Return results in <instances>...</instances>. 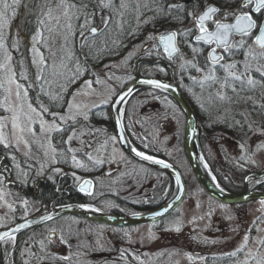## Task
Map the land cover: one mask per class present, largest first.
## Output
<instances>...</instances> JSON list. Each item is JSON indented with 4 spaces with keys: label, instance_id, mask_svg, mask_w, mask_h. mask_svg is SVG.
<instances>
[{
    "label": "rangeland",
    "instance_id": "rangeland-1",
    "mask_svg": "<svg viewBox=\"0 0 264 264\" xmlns=\"http://www.w3.org/2000/svg\"><path fill=\"white\" fill-rule=\"evenodd\" d=\"M28 1L20 0L15 6V16L9 13V23L3 29V43L12 56L10 63L16 74L15 79L21 85V98L17 99L15 84L5 82L4 87L0 88V125L3 126L0 131L9 144L5 147L4 143H0L6 150L2 160L5 166L0 165V229L38 214L28 198L33 184L44 180L53 182L70 178L77 187L85 178L93 177L96 184L92 199L107 210L115 203L119 206L117 201L120 206L157 205L154 202L158 203L160 199L155 198L154 194L165 176L126 157L105 126V119H109V107L114 97L133 80L135 63L143 57L149 60L154 58L156 37L169 30L158 34L147 32L118 59L87 72L83 66L75 64L68 51L69 44L75 38V30L79 32L76 34L78 40L82 41L90 36L92 28L100 31L107 22V16L110 14L108 17H111L113 13L117 20L129 14L134 20V28L141 30L152 19L149 10H145L144 14L149 0H123L124 7H121L122 0H77L78 11L71 8V18L64 15L62 0H41L40 6L35 9L37 19L33 35L27 42L29 66L33 70L31 76L22 57L20 37V26L26 20L25 13L33 12H26ZM84 8L87 11L85 14L80 12ZM103 10L106 17L100 13ZM74 12L82 17L80 24ZM199 12H186L191 19L190 24L177 27L182 37L193 27V18ZM226 13L232 12L226 9ZM38 31L41 35L37 38L38 42H34L33 37ZM33 47L44 57L43 64L33 52ZM249 47L259 52L250 44L240 50L233 47L231 52L228 51L230 59L214 67L211 79L206 77L213 66H202L204 56L197 46L185 43L174 63L176 80L200 120L203 140H198V145L204 165H207L206 170L216 182L221 177L225 183L242 185V190L248 175L264 171V121H260L264 117V75L256 68L257 63L264 65V59L252 61L248 75L256 83L251 86L246 80L241 83L228 76L221 65L235 63V71L243 72L245 52ZM234 54L235 58L232 59ZM3 59L4 49H0V61ZM142 68L145 76L164 75L160 69ZM197 68L201 71H197ZM21 73L25 78H21ZM38 75L43 77L39 82ZM2 77L3 73H0ZM87 81H91V86L86 84ZM234 85L241 92L240 102L237 107L234 104L235 108L227 106L232 97L228 93L235 88ZM25 91L28 93L26 100L23 98ZM58 101H66L62 112H51V106ZM246 103L250 104L252 112L247 111ZM29 105L41 115L30 112ZM101 107L104 112L98 114L99 119L91 121L90 111ZM6 108L11 111H6ZM43 108H47V112ZM13 112L20 114L22 125L27 124L26 117L31 116L32 133L25 131L21 134L13 130ZM53 113L56 115L53 116ZM85 115L87 120L84 119ZM61 117L64 119L61 120ZM41 118L45 121L43 131ZM52 123L59 129L71 127L65 139L64 151H58L52 142V135L57 131L50 128ZM122 123L136 146H141L142 150L150 152L145 151L148 154L179 170L186 184L181 205L169 218L155 225L110 229L109 226L93 225L77 217L58 218L47 224L44 230L24 237L17 248V264H204L208 258H229L230 264H245V261L256 264L257 259H264V246L260 244L264 240V204L262 201H252L241 205H224L203 192L183 154L184 116L168 97L151 93L135 95L123 108ZM19 135L24 136L27 146L17 141ZM69 136L73 137L70 141ZM73 157L83 166H78ZM246 182L250 184L251 180ZM173 191L174 186L171 193ZM49 233L54 234L52 241L48 239ZM246 236L248 241L245 246ZM13 248L11 240L1 244L0 258L3 264H14L9 259L10 255L15 254ZM134 250L140 251L139 254ZM234 252L236 255H232ZM98 253H105L109 260L96 259Z\"/></svg>",
    "mask_w": 264,
    "mask_h": 264
},
{
    "label": "trees",
    "instance_id": "trees-1",
    "mask_svg": "<svg viewBox=\"0 0 264 264\" xmlns=\"http://www.w3.org/2000/svg\"><path fill=\"white\" fill-rule=\"evenodd\" d=\"M40 1L41 0H29L28 1L26 12L27 11H30V12L33 11V12L31 14H29V12L25 13L26 20L23 21L20 26V30H21L20 37L22 38V57L24 58V63H25L27 72L30 73L31 76L33 75V70L29 66L30 59H29L27 42L30 39L31 35H33V30L36 26L35 24H36L37 18L35 15V9L37 8V6H40ZM63 1L66 2L65 4L75 5V7L73 8V11H78V9L76 8L78 6L77 0H68V1L63 0ZM206 1H210V0H206ZM188 2H189L188 0H149L148 5L144 9V14H146L145 10H147V12L149 10V14L151 15L152 19L150 20V24L149 25L148 23L144 24V28L141 30L134 28V20H132L129 14L128 15L125 14L124 16L121 17V19L117 20L115 16L113 15L114 13L112 14L111 17H108L110 14L107 16V22L104 24L102 29L97 32L95 36L90 35L89 37L83 39L82 41H79L76 36V34H78L79 32L75 30V38L72 40L71 44H69L68 46V51L71 56V59L75 62L76 65H81L83 66V68L87 69V72L88 70L99 68L101 65H103L104 63L108 61L116 60L122 55V53H124L125 50L126 51L129 50L130 45L138 42L141 39V37H143L147 32H153V33L158 34L166 29L172 30L179 26L185 25L186 20H187L186 12L189 11L191 8L193 9L199 8L197 3L196 5L191 7V5H188ZM85 10L86 9L84 8V11H80V12H83L85 14L87 12ZM100 13L104 17H106L107 15L105 10L101 11ZM74 15L79 17L78 22L80 24L82 17L78 15L77 12H74ZM118 23L120 27H118ZM76 24L77 22L75 23V25ZM140 31H143V32L140 33ZM150 68L152 70L158 69V68H155L154 66ZM141 93L142 94L151 93L157 96H166L162 94L161 92L154 91V90H144L140 92L139 94ZM62 102L58 101L55 103V105H52L50 109L51 112H62L66 104V101L65 102L62 101ZM101 112H104L102 107L91 110L89 113L90 120L93 121V120H96L97 118L99 119L100 115L98 114ZM260 121H264V117H261ZM105 126H107L108 130L114 136V130L109 122L108 117L107 119H105ZM124 128L126 132L128 131L127 132L128 134L129 130L125 126ZM263 128H264V125H263ZM200 129L201 127L199 126V141L203 140V138H201L200 136V133H201ZM70 130H71V127L65 126L61 128L59 131H55L53 133L52 142L58 151L65 150V139L67 138ZM129 137L131 140H133L131 136ZM138 147L143 149L139 145ZM5 152L6 150L0 145V165L1 166L3 164L5 166V163L4 162L2 163V160L4 161ZM151 171L153 172L154 170H151ZM154 172L158 174H163L157 171H154ZM164 176H165V179L163 183L160 185L158 189H156L155 194H154L155 198L158 197L160 199L158 203L154 202V204H157V205L164 204L172 195L171 192L173 190V183L169 177H167L166 175ZM262 182L259 183L256 189H264L263 188L264 183ZM217 183L223 190L230 192V193L241 192L243 188L242 185L238 186V185H232V184L225 183L221 177H218ZM20 194H22V192ZM30 194L31 196H29L28 199L36 207V213L45 211L50 206L92 205L94 208L100 211H103L106 213L114 211L118 213L117 215L125 216L129 214L145 212V211L151 210L154 207H157L156 205L135 207V206H132L131 204H127V206L125 205L120 206V202L117 201L119 203V206L117 203H115L116 207L114 206L107 210L106 208L99 206L97 200H93L92 198L80 197L75 192L74 184L72 181H70V178H66L63 180L59 179L53 182L46 181V180H44V182L38 181L35 184H33ZM152 200L153 199L151 198L150 201ZM105 201H106V198H105ZM116 209H119V210H116ZM42 230H44V226L39 227L34 230L27 231L11 240L13 242V247H14L13 252L15 253L14 256H11V255L9 256L10 257L9 259L12 263L17 264V260H16L17 259V256H16L17 248L24 241V237L27 235H30L31 233L35 231H42ZM0 264H3L2 258H0ZM204 264H230V263H229V258H208L205 260Z\"/></svg>",
    "mask_w": 264,
    "mask_h": 264
},
{
    "label": "water",
    "instance_id": "water-1",
    "mask_svg": "<svg viewBox=\"0 0 264 264\" xmlns=\"http://www.w3.org/2000/svg\"><path fill=\"white\" fill-rule=\"evenodd\" d=\"M209 7H213V6H209ZM206 9H204L203 12ZM203 12L200 15H202ZM262 25H264V22L262 23ZM173 32L174 31H168L161 35H167ZM96 34L97 32L93 34L92 31H90L91 36H95ZM199 34L200 33L198 31L197 35ZM161 35L157 36V45L160 48L161 53L164 55L165 59L167 61H170L179 53L176 38L173 42L176 48V51L173 53L171 57H169L165 53L163 45L160 44V41L158 39V37H160ZM237 36H240V35H237ZM195 38L194 40L196 41ZM231 38L232 36L230 37V39ZM199 42L204 43L203 41H199ZM206 45H210V44H206ZM254 45L256 46L257 49H259V45H256V44ZM215 46L216 48H218L217 45ZM210 52L211 50L209 51V53ZM209 53H208V60L210 61ZM142 62L143 61H140L137 64L142 63ZM155 62H159L161 64H164L170 67L168 64H166L161 59L157 61H153V62H148V63H155ZM134 75H135V78L131 82H129L112 100L110 107H109V122L114 130V135L118 143V146L126 157H128L130 160L134 161L135 163L139 165H142L154 171H158L160 173H164L171 178L173 182V186H174V191L171 197L164 204H162L161 206L155 209L137 213V214L126 215V216L105 214L97 210L93 211L92 210L93 208L86 206V205L85 206L84 205H62L58 207H52L46 211L40 212L36 215L30 216L24 220H21L7 228L0 229V233H3L4 231H10L11 229L16 228L20 225H26L25 227L21 228L20 231L13 233V237L16 238L17 236L27 231L41 227L42 225L52 220H55L60 217H65V216H75V217L82 218L94 224L105 225L109 227H118V228L136 227V226H141V225H146V224H154V223H157L169 217L181 205L185 197L186 184H185L184 178L182 177L181 173L176 167L165 162L164 160L160 158H157L151 154H148L147 152H145L144 150L136 146V144L128 136L123 126V123H122V111H123L124 106L131 99V97L135 95L137 92L141 90H147V89L157 90V91H160L166 94L181 109L182 114L185 119L184 136H183V154L186 159L188 168L190 172L192 173L195 181L197 182V185L203 190V192L208 197L217 201L218 203H221L224 205H230V206L245 204V203H249L252 201H264V191H258L256 189L259 183L262 182L264 179V171L261 173L248 175L245 180L247 181L250 179L251 183L248 184L245 181L244 189L238 193L227 192L223 190L220 186L217 187L218 183L215 180L214 182H212L209 179L210 176L208 175V171L206 170V167L202 160V156L200 154L199 145H198V128H199L198 118L193 108L191 107L190 103L188 102V100L186 99L182 91L180 90L176 82V78L174 74L172 75L171 80H164V79H158V78H146V77L139 76L138 68H136ZM142 80H154L157 82L168 84L169 87L166 89L165 88H155L151 84L141 83L140 81ZM129 88L132 89L131 94L125 96L123 101L121 102L119 97L123 95L125 92H127ZM117 121H120L119 125H117ZM136 152H140L142 155H145V156H150L152 157V160L141 159L140 156L136 155ZM156 160L164 161V163L167 164L168 167H163L160 164L154 163V161ZM177 177L180 178L179 185H177L176 183ZM85 180L91 181V185L87 187L86 191L82 192L80 191V187ZM221 189L223 191H221ZM76 190L77 192L83 195L90 196L94 190V183L89 178H86L81 181V183L76 187ZM48 217H51V218L49 219ZM48 239L49 241H52L54 239V234L49 233ZM7 240L9 239L5 238L4 240H0V245ZM50 264H58V263H50Z\"/></svg>",
    "mask_w": 264,
    "mask_h": 264
},
{
    "label": "snow or ice",
    "instance_id": "snow-or-ice-1",
    "mask_svg": "<svg viewBox=\"0 0 264 264\" xmlns=\"http://www.w3.org/2000/svg\"><path fill=\"white\" fill-rule=\"evenodd\" d=\"M20 3V0H0V49H4V59L3 61H0V73H3V77L0 78V88L4 87V83L6 82L7 84H15V87L17 89L16 96L17 99L19 100L20 97V92L19 89L21 88V85L17 82L15 79V73L13 72L12 64L10 63L12 60V56L8 53L7 49H5L4 46V35H3V29L5 26L9 23V13L11 16H15V6ZM61 6L64 8V15L69 16V10L71 8H74L75 5L71 4H65L63 3ZM123 0L121 2V7H124ZM241 8H249V12H243L241 11L239 14H233L234 15V23H222L218 20H213V16L215 13L218 12V9L215 7H209L207 8L202 15L196 18V26L199 30V35L196 36V41H203L205 44H215L217 47H222L224 50L231 52L233 47L237 48H243L244 47V41L243 37L248 36L251 31L257 27V24L255 20L253 19V13H264V0H245V3L241 5ZM48 15H51V9H49ZM57 22L59 21V18L57 17ZM213 20V23L215 25V30L214 31H209L208 28L205 25L206 21ZM41 23H44L43 20L40 21ZM83 27V26H82ZM259 34L255 37L254 44L259 45V52L254 51L251 47L248 48V50L245 52V65H244V71L243 72H237L235 71L237 65L235 63L228 64V65H221L222 68L225 69V71L228 73V76L232 77L234 80L241 81L243 83L245 80L247 81L248 85H254L256 81H254L248 73L251 71L252 68V61H259L261 59H264V25H259ZM69 30H71V24L68 25ZM51 31V29H49ZM92 33L95 34L97 29L92 28L91 29ZM83 34V33H82ZM40 32L38 31L36 33V36L33 37L34 42H38L37 38L40 37ZM176 33H170L167 35H161L158 37L160 44L163 45L165 53L171 57L173 53L176 51V48L174 46V40L176 38ZM234 35H240L241 40L237 42V44L234 46L232 44V41L230 39L231 36ZM45 42H47V38H45ZM33 52L39 56L41 64L44 62V57L40 55V53L37 51L35 47H33ZM209 59L213 63V69L209 70V76L206 77V79H211L212 77V71L214 70L215 64L219 63L223 57L219 56L216 54V48H213L211 52L209 53ZM34 63L36 62L35 60L33 61ZM256 68L258 71H260L261 75H264V65H261L259 63L256 64ZM197 71H201V69L197 68ZM21 78H25L23 76V73H21ZM43 77L41 75L37 76V81L39 82ZM225 80H227V77H225ZM141 83L144 84H151L155 88H168L169 85L161 82H157L154 80H142L140 81ZM86 84L91 86V81H87ZM7 91L10 92V89H7ZM233 91H236L235 88H233ZM132 92V89L129 88L127 92H125L123 95L119 97L120 101L122 102L124 97L127 95H130ZM28 97L27 91L23 93V98L26 100ZM7 100V98H6ZM29 110L32 113H36L37 116H40L41 113L37 111L36 108L32 107V105H29ZM69 107H72V104L70 102ZM6 111H11L10 108H6ZM44 112H47V108H43ZM53 116L56 114L53 113ZM27 124L22 125L20 122V114L17 112H13V115L11 116V123H12V128L14 131H18L19 133H24L25 131L28 133H32L33 130L31 128V122L32 118L31 116H27ZM64 118L61 117V120ZM84 119L87 120L88 117L87 115L84 116ZM40 124H41V131L44 130V125L45 121L43 118L40 119ZM120 124V121H117V125ZM3 126L0 125V128ZM51 129H55L59 131L60 129L57 127L55 123H52L50 125ZM34 135V133H33ZM73 137L69 136L68 140L70 141ZM17 141L18 142H24L25 145L27 146V141L25 140L23 135L17 136ZM0 143H4L5 147H8L9 144L5 142L4 134L2 131H0ZM71 151V149H69ZM135 151V150H133ZM137 156H140L141 159L144 160H152V157L150 156H145L142 155L140 152H136ZM89 160L92 159V156L89 154L88 155ZM74 162L78 166H83L80 164V161L76 160L75 157H73ZM154 163L160 164L163 167H168L167 164L164 163L162 160H156ZM207 167V165H205ZM56 171H59V169H56ZM79 179V178H77ZM176 183L177 185L180 184V178H176ZM91 185V181L85 180L83 184L80 187V191H86L87 187ZM219 187V185H217ZM221 191H223L221 189ZM264 204V201L261 202ZM223 207V205H222ZM93 211H96V209H92ZM49 219L51 217H48ZM26 225H20L16 228L11 229L10 231H4L3 233H0V240H4L5 238L12 240L14 239L13 233L18 232L21 230V228L25 227ZM179 231V229H177ZM248 237H245V246L247 244ZM260 244L264 246V240L260 241ZM242 249H238L237 251H240ZM232 255H236V253H232ZM245 264H247V261H245ZM256 264H264V259H257Z\"/></svg>",
    "mask_w": 264,
    "mask_h": 264
},
{
    "label": "flooded vegetation",
    "instance_id": "flooded-vegetation-1",
    "mask_svg": "<svg viewBox=\"0 0 264 264\" xmlns=\"http://www.w3.org/2000/svg\"><path fill=\"white\" fill-rule=\"evenodd\" d=\"M189 2H188V5H191V7L192 6H194V5H196V3L198 4V9H193V8H191L189 11H192V13H195V12H198V11H200L194 18H193V27H191V29L190 30H188V32H187V34H186V36L184 37H182V35L180 34V32L177 30V28H175V29H172V30H170V31H174L177 35H176V42H177V46H178V49H179V53L172 59V60H170V61H167L166 59H165V57H164V55L161 53V50H160V48L158 47V45H157V37H156V39H155V44H154V47H153V53H154V58H151L150 60L149 59H144V57L143 58H140L136 63H135V67H134V70H133V75H134V72H135V69L136 68H138V75L139 76H142V77H146V78H158V79H164V80H171V77H172V75L174 74L175 75V78L177 77L176 76V70H175V68H174V63H175V61H176V59H177V57H178V55H180V53H181V51H182V49H183V46L185 45V43H188V44H190V45H192V46H197L198 48H200L201 49V55H203L204 56V64L202 65V66H213V63H211L209 60H208V53H209V51L210 50H212L213 48H216V46H215V44H210V45H206V44H204V43H201V42H197V41H195L194 40V38H195V36L198 34V28H197V26H196V21H195V19L203 12V10L204 9H206L207 7H209V6H213V7H215V8H217L218 9V12L217 13H215L214 14V16H213V20H218V21H220V22H222V23H234V13L235 14H239L241 11H243V12H249L250 11V9L249 8H241V5L243 4V3H245V0H210V1H206V0H202V1H200V0H188ZM226 9H228V11H230V12H232L231 14H227L226 13ZM253 15V19L255 20V22H256V24H257V27L256 28H254L252 31H251V33L248 35V36H245V37H243V41H244V46L245 45H251L255 50H257V51H259L260 49H257L256 48V46L254 45V39H255V37L257 36V34L259 33V25H262V23L264 22V13H253L252 14ZM192 16V15H191ZM190 18L189 17H187V20H186V24L185 25H187V24H190ZM213 20H209L208 22H206L205 23V25H206V27L208 28V30L209 31H213L214 29H215V25H214V23H213ZM196 30V31H195ZM168 32V31H167ZM164 34V33H163ZM186 38V39H185ZM184 39H185V41H184ZM242 38H241V36H237V35H234V36H232V38H231V41H232V44L233 45H235L236 44V42H239L240 40H241ZM185 42V43H184ZM240 49H242V48H239V50ZM157 51H158V53H157ZM240 52V51H239ZM242 52V51H241ZM216 54H218V55H220L221 57H223V59L219 62V63H217V64H215V66H218V65H220V64H223V63H225V62H227L229 59H230V56H228L229 54H228V51H226V50H224L222 47H218V48H216ZM232 59L233 58H235V54L231 57ZM163 60L166 64H168L170 67H171V69H170V67H168L167 65H164V64H161V63H159V62H155V63H148V62H153V61H157V60ZM140 61H143L142 63H139V64H137L138 62H140ZM152 66H154L155 68H158V69H160V70H163L164 71V75L163 76H145V75H143L142 74V67H147V68H150V67H152ZM214 66V67H215ZM135 78V75H134V77H133V79ZM198 79H200V76H198ZM176 82H177V80H176ZM177 84H178V82H177ZM178 86H179V88H180V90L182 91V93L184 94L185 93V91L180 87V85L178 84ZM233 87H235V89H236V91H233L232 89H230V93H228V94H232V97L230 98V100H229V102H227V106L229 107L230 105H232V107H234V104H235V107H237V105L239 104V102H240V98H241V92H239V88L236 86V85H234ZM148 90V89H147ZM142 91H144V90H141V91H139V92H137L135 95H137V94H139L140 92H142ZM154 91H157V90H154ZM160 92V91H159ZM229 92V91H228ZM162 93V92H161ZM162 94H164V93H162ZM135 95H133L132 97H131V99L135 96ZM164 95H166V94H164ZM236 95H239V96H236ZM167 96V95H166ZM184 96L186 97V99L188 100V102L190 103V105H191V107L193 108V106H192V104H191V102L189 101V98H188V96H187V94L185 93L184 94ZM169 97V96H168ZM170 98V97H169ZM130 99V100H131ZM171 99V98H170ZM129 100V101H130ZM129 101L127 102V104L129 103ZM171 101L176 105V107L181 111V109L177 106V104L171 99ZM126 106V105H125ZM234 107V108H235ZM246 109H247V111H250L251 110V108H250V104H247L246 103ZM193 110H194V112H195V109L193 108ZM250 112H252V111H250ZM181 113H182V111H181ZM195 114H196V112H195ZM196 116H197V114H196ZM197 118H198V116H197ZM240 118H242L241 117V115H240ZM198 122H200V120H199V118H198ZM200 124V123H199ZM200 126V125H199ZM198 140H199V128H198ZM144 167V166H143ZM158 172V171H157ZM164 174V173H163ZM164 175H166V174H164ZM167 176V175H166ZM167 177H169V176H167ZM89 178V177H88ZM93 177H91V178H89L90 180H92L93 181V183H94V189H95V179H92ZM170 178V177H169ZM171 179V178H170ZM172 181V180H171ZM173 183V182H172ZM75 188V192L80 196V197H84V198H92V196H93V192H94V190H93V192H92V194L90 195V196H86V195H83V194H81V193H79V192H77V190H76V187H74ZM60 195V194H59ZM149 195V194H148ZM150 199H151V197H150ZM149 199V200H150ZM85 206V205H84ZM86 206H89V207H93L92 205H86ZM142 206H145V204H143ZM157 207H159V206H161L160 204H158V205H156ZM52 207H58V206H50L49 208H52ZM157 207H154V208H152V209H155V208H157ZM48 208V209H49ZM48 209H46V210H48ZM94 209V208H93ZM151 209V210H152ZM45 210V211H46ZM102 212V211H101ZM102 213H105V212H102ZM105 214H110V215H117L118 213H116V212H108V213H105ZM117 216H120V215H117ZM66 217H68V216H66ZM70 217H75V216H70ZM60 218H62V217H60ZM78 219H82V218H79V217H77ZM167 218H169V217H167ZM167 218H165V219H167ZM58 219V218H57ZM165 219H163V220H161V221H159V222H157V223H154L153 225H155V224H158V223H161L162 221H164ZM56 220V219H55ZM84 220V219H83ZM52 221H54V220H52ZM52 221H50V222H52ZM86 221V220H85ZM50 222H48V223H46V224H44V225H42V226H46L47 224H49ZM86 222H88V221H86ZM89 223H91V222H89ZM91 224H93V225H99V224H94V223H91ZM41 226V227H42ZM39 228V227H38ZM110 229H117V228H111V227H109ZM35 229H37V228H35ZM34 230V229H33ZM134 252L136 253V254H139V252L140 251H138V250H134ZM110 255H112V254H110ZM95 258L96 259H98V258H105V259H103V260H105L104 262H106L107 260H109V257L105 254V253H98L97 255H95ZM52 263H58V264H64V263H62V262H52ZM45 264H50V263H45Z\"/></svg>",
    "mask_w": 264,
    "mask_h": 264
},
{
    "label": "bare ground",
    "instance_id": "bare-ground-1",
    "mask_svg": "<svg viewBox=\"0 0 264 264\" xmlns=\"http://www.w3.org/2000/svg\"><path fill=\"white\" fill-rule=\"evenodd\" d=\"M125 131H126V130H125ZM114 136H115V135H114ZM208 175L210 176L209 173H208ZM209 176H208V177H209ZM209 179H210L212 182H214V179H213L211 176L209 177Z\"/></svg>",
    "mask_w": 264,
    "mask_h": 264
}]
</instances>
